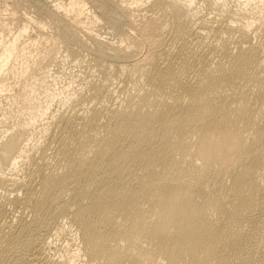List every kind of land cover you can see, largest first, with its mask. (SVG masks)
<instances>
[{
    "label": "bare ground",
    "instance_id": "6f19581e",
    "mask_svg": "<svg viewBox=\"0 0 264 264\" xmlns=\"http://www.w3.org/2000/svg\"><path fill=\"white\" fill-rule=\"evenodd\" d=\"M201 1L33 0L42 59L0 18V264H264V0Z\"/></svg>",
    "mask_w": 264,
    "mask_h": 264
},
{
    "label": "rangeland",
    "instance_id": "374dc122",
    "mask_svg": "<svg viewBox=\"0 0 264 264\" xmlns=\"http://www.w3.org/2000/svg\"><path fill=\"white\" fill-rule=\"evenodd\" d=\"M41 1V0H37ZM53 1V0H50ZM57 1V0H54ZM64 2L66 0H63ZM98 4H109L111 1L119 2V1H127V0H94ZM200 2H202L200 0ZM89 10L94 13L95 15H98L97 9H95L92 4L89 3ZM87 12V11H86ZM27 14V16H25ZM0 18H7L10 21L11 24V31H15L18 27H22L25 23V21L30 20L33 18V21L35 24L31 23L28 24L29 26H32V32L30 33L31 38L36 41L35 43H31L32 40L29 39V42H27L25 39L23 41V44H28L29 48L32 50L33 55L35 58H41L45 54H48L49 52L56 53V48H52L55 42H69V39L67 36H64L62 34V30L60 27L56 28V20L53 17L40 15L36 11L33 5V0H0ZM135 18L139 19L138 13H135ZM37 26H43V32H40L37 28ZM60 28V29H59ZM95 28L102 33L104 36H107L110 38L114 43L120 44V38L113 34L109 33V29L105 24L102 22L96 23ZM10 31V32H11ZM108 33H107V32ZM6 33H8V30H6ZM10 33L8 34V36ZM39 36V38H37ZM81 39L85 41V43L89 45H93V42L85 35H81ZM73 46L76 45L75 42H72ZM87 52H83L82 57V63L80 65H75L74 62L66 61L62 66H51L55 69L58 68V73L63 76V80H60V86H69L71 84L70 89H81L85 90L89 85L91 80L93 79L91 76L90 71L92 67V61L91 58L87 57ZM42 59V58H41ZM40 59V60H41ZM65 66V68H63ZM67 68H69V72H67ZM74 68V69H73ZM114 77V76H113ZM65 78V79H64ZM70 78V79H69ZM116 78V76H115ZM119 78V77H118ZM121 79V78H120ZM119 79V80H120ZM70 80V81H69ZM69 82V84H67ZM112 82H118L117 78L114 79ZM119 83V82H118ZM73 84H75L73 86ZM118 90L122 87L121 84L118 85ZM118 92V91H117ZM119 93V92H118ZM117 96L116 102H120L118 98H121L120 93ZM122 99V98H121ZM5 99H0V101ZM2 104H6V102H2Z\"/></svg>",
    "mask_w": 264,
    "mask_h": 264
}]
</instances>
